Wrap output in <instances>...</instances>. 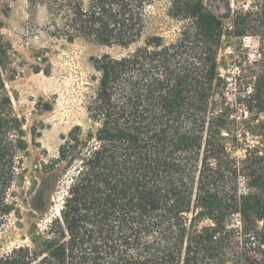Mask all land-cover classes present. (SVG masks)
I'll return each instance as SVG.
<instances>
[{
  "label": "trees",
  "instance_id": "16d2710c",
  "mask_svg": "<svg viewBox=\"0 0 264 264\" xmlns=\"http://www.w3.org/2000/svg\"><path fill=\"white\" fill-rule=\"evenodd\" d=\"M155 1L53 0L58 20L48 33L130 49ZM168 15L190 22L174 40L152 36L124 56L92 59L88 125L71 130L55 163L71 174L59 211L0 264H264V42L261 60L245 69L254 92L241 98L260 140L244 148L218 112L222 21L204 0H173ZM260 18L237 13L234 34L264 26V6ZM13 54L0 33V231L15 211L10 192L28 154L3 78L15 72Z\"/></svg>",
  "mask_w": 264,
  "mask_h": 264
},
{
  "label": "rangeland",
  "instance_id": "374dc122",
  "mask_svg": "<svg viewBox=\"0 0 264 264\" xmlns=\"http://www.w3.org/2000/svg\"><path fill=\"white\" fill-rule=\"evenodd\" d=\"M80 1L88 5L91 0ZM172 1L156 0L149 6L148 25L142 41L130 49H122L81 39L69 43L50 35L51 23L58 20L52 16L54 10H49L53 0H0V33L12 45L11 69L15 71H4L3 78L14 112L22 121L28 147L23 171L10 192L11 199L16 202L15 211L0 231V258L18 246L31 245L33 236L41 233L44 225L59 211L71 174L64 176L65 164L55 163L59 148L71 130L88 125L86 100L98 77L92 59L105 54L124 56L152 36L174 40L190 22L168 15ZM204 3L223 24L219 68L226 71L236 60L248 70L251 64L243 45L244 37L234 34L233 21L237 13L246 12L252 13V19L260 20L264 0H204ZM250 27L246 37L264 42V26L252 22ZM221 103L225 107L224 100ZM252 116L249 114L247 119L241 120L230 117L235 128L228 125V131L238 135L239 145L244 148L253 147L260 140L254 128L257 123L251 122ZM235 153L239 159H244L242 149ZM49 169L55 170L47 172ZM248 191L246 182L241 180L239 194Z\"/></svg>",
  "mask_w": 264,
  "mask_h": 264
},
{
  "label": "built area",
  "instance_id": "2783aa9c",
  "mask_svg": "<svg viewBox=\"0 0 264 264\" xmlns=\"http://www.w3.org/2000/svg\"><path fill=\"white\" fill-rule=\"evenodd\" d=\"M243 45L246 52L247 59L251 65L261 60V51L259 39L255 37H244ZM221 50L219 51L220 54ZM232 51H230L231 53ZM218 54V62H219ZM224 72V73H223ZM220 77L225 83V90L222 101L224 100L225 107L220 106L219 113L226 112L229 117H234L238 120L247 119L249 116V109L241 103V98L253 94L256 78L254 76H247L245 69L240 66L236 60L228 67L226 71L219 68ZM226 134V133H224Z\"/></svg>",
  "mask_w": 264,
  "mask_h": 264
}]
</instances>
